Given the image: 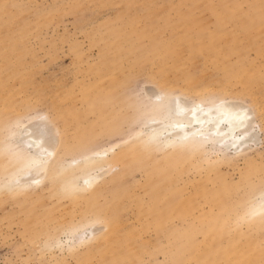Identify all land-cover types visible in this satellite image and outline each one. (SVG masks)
<instances>
[{
	"label": "rangeland",
	"instance_id": "obj_1",
	"mask_svg": "<svg viewBox=\"0 0 264 264\" xmlns=\"http://www.w3.org/2000/svg\"><path fill=\"white\" fill-rule=\"evenodd\" d=\"M262 25L264 0H0V264H264ZM168 95L246 106L256 127L249 148L167 156L147 139L159 118L151 106ZM34 118L54 123L68 148L54 176L14 195L7 182L25 165L15 129L33 132ZM137 141L156 147L124 178L117 222L105 242L78 246L99 231L90 227L99 216L52 179L90 152ZM168 199L180 209L159 226L151 211Z\"/></svg>",
	"mask_w": 264,
	"mask_h": 264
},
{
	"label": "bare ground",
	"instance_id": "obj_2",
	"mask_svg": "<svg viewBox=\"0 0 264 264\" xmlns=\"http://www.w3.org/2000/svg\"><path fill=\"white\" fill-rule=\"evenodd\" d=\"M256 30L264 31V26L257 27ZM169 95L164 96V98H162L163 96H156L158 101H155L151 107L156 110L159 118H148L150 122L154 123L149 126L150 133L148 134L149 139H147L158 144L162 142L164 145L168 146L167 148H170V151L167 156H178L184 152L206 147V144L212 145L222 151L227 152L228 150H234L240 154L249 148L248 145L255 136L254 121L242 122L234 119L233 115L229 112L218 111V105L224 100L220 99L206 104V101L202 100H190L187 97L173 96L174 94L171 96ZM160 98L161 100L159 101ZM230 104L238 107L242 106L238 103ZM242 107L247 109L252 115V112L246 106ZM154 110L151 109L150 112ZM151 113L148 114L151 116ZM35 120L38 121V118ZM38 122V124L34 125L35 130L33 132L28 131V124H20V128L15 129L16 136H14L17 141L16 147H18L15 148L19 153H23L22 159L25 165L22 170H20L19 174L15 173L17 175L13 176V178H11V180L9 179L7 182L12 188L14 187L13 190H16L14 195H19L22 190H26L25 188L31 187L32 185H35V187L41 186L45 177L47 175H53L56 169L60 167L57 160L59 148H68L63 145L61 134L54 123L50 122L47 118L46 121L40 118ZM47 122H50V125ZM91 135L92 134L86 132L80 133L78 139L83 147H87L90 144L92 141ZM46 136H49L50 140L45 141L44 137ZM154 144H152L153 148L156 147ZM152 145L145 141H137V143L132 144L130 148L117 154L114 153L113 148L99 150L100 152L94 151L92 154L90 152L88 156H84V159L82 155L81 158L83 160L81 159V163L75 164L73 161L75 164L73 169H69L71 168V164H69L67 166L69 169L68 171L64 169H61L64 171L58 170L60 174L57 176L58 179H52L53 185H57L60 182L63 183V180L67 182L70 188L68 187L66 190V195H70L75 199L84 200V204H87L91 213L95 216H99L96 217L97 219L99 218V221L97 220L96 223H92V226L90 224V227L100 226L101 228H98L99 231L95 234L91 232L90 238L88 237L89 241L76 240L77 242L75 241V244H78L79 241L78 246L80 244L89 246V244L93 242L100 243L106 241L105 238L107 237L109 221L115 223L120 216L121 209L119 208V204L122 201V194L120 192L121 184L124 178L129 175L130 170L134 167V163L138 159L152 153L154 150L151 147ZM53 149H55V151H53ZM24 157H27V161ZM110 157L111 159L115 158L116 161L124 166L123 172L118 174L115 173L117 167L111 164L112 161L110 162ZM22 159L19 160L21 161ZM14 161L15 160H13V162ZM5 167L8 166L5 165ZM77 172H79V174ZM76 176L77 180L80 179L81 181L80 189L76 188ZM106 178L109 179L105 182L104 179ZM53 185L52 187L54 188ZM74 188L78 191H75ZM153 188L154 186L150 185L149 190ZM158 188L161 189L162 186ZM23 193L28 194L26 192ZM104 194H107L110 200L101 205L100 199L106 197ZM178 209H180L178 203L168 199L160 207H153L151 213L153 217L157 219L158 225L161 226L165 219L168 218L169 212L171 210L178 211ZM104 218L105 221H102ZM258 219L264 222V215L258 216ZM79 230L80 229H78V231ZM76 232L74 231V233ZM73 234L70 235L73 237ZM75 236L77 235L75 234ZM120 243L121 242L118 244ZM117 253L116 261L119 263L125 258L126 253L120 247H117Z\"/></svg>",
	"mask_w": 264,
	"mask_h": 264
},
{
	"label": "snow or ice",
	"instance_id": "obj_3",
	"mask_svg": "<svg viewBox=\"0 0 264 264\" xmlns=\"http://www.w3.org/2000/svg\"><path fill=\"white\" fill-rule=\"evenodd\" d=\"M218 111H222V112H229L233 115L234 119L240 120V121H251L253 119L251 113L243 108L242 106H236L233 104H230L227 101H222L218 107H217ZM43 118V117H42ZM53 151H55V149H53ZM22 157H23V153H19ZM24 159L27 161V157H24Z\"/></svg>",
	"mask_w": 264,
	"mask_h": 264
}]
</instances>
